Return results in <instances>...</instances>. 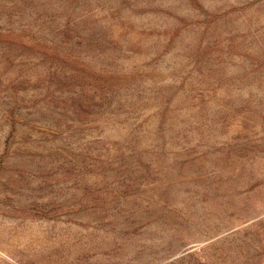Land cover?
<instances>
[{
	"label": "rangeland",
	"instance_id": "1",
	"mask_svg": "<svg viewBox=\"0 0 264 264\" xmlns=\"http://www.w3.org/2000/svg\"><path fill=\"white\" fill-rule=\"evenodd\" d=\"M0 264H264V0H0Z\"/></svg>",
	"mask_w": 264,
	"mask_h": 264
}]
</instances>
